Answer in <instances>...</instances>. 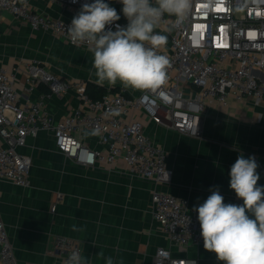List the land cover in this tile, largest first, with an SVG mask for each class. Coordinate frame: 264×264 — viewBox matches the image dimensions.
Wrapping results in <instances>:
<instances>
[{"label":"crops","instance_id":"crops-1","mask_svg":"<svg viewBox=\"0 0 264 264\" xmlns=\"http://www.w3.org/2000/svg\"><path fill=\"white\" fill-rule=\"evenodd\" d=\"M30 3L37 12L50 17H73V9L52 0ZM110 6L128 23L120 0H112ZM156 31L165 35L163 27ZM92 59L88 47H77L50 30H34L7 11L0 13V70L14 74V86L24 94L22 97H27L26 68L33 62L63 78L84 81L87 89L91 85L106 94H141V90L125 88L119 81L114 87L97 85L95 76H90ZM46 91L47 87L40 85L31 97ZM46 103L60 119L73 114L82 100L71 89L48 96ZM135 113L143 121L145 132L166 150L174 172L172 183L156 184L135 176L121 161L80 164L56 149L49 132L29 135L26 145L18 149L31 156L30 185L0 180V215L17 264H55L52 250L61 238L73 239L81 255L93 264H105L99 252L111 256L116 264H155L154 255L160 247L170 248L175 257L195 258L198 264H223L204 245L178 246L171 242L154 220L152 192L156 188L167 190L188 197L190 205L198 207L211 194L210 189L218 186L224 203L242 204L230 189L229 173L241 153L245 158L254 156L260 175L258 185H264V101L230 97L225 105L212 104L203 114L201 137L156 123L140 110ZM91 133L83 127L77 137L90 146L104 148L98 136ZM73 225L79 230L73 231ZM60 253L62 257L64 253Z\"/></svg>","mask_w":264,"mask_h":264},{"label":"built area","instance_id":"built-area-1","mask_svg":"<svg viewBox=\"0 0 264 264\" xmlns=\"http://www.w3.org/2000/svg\"><path fill=\"white\" fill-rule=\"evenodd\" d=\"M52 1L73 9V17L83 4L95 2ZM104 2L110 5L112 0ZM3 11L34 30H50L70 42L66 29L73 17L64 20L44 15L33 8L30 0H0V13ZM174 21V16L165 14L160 24L167 36V44L159 51L169 60L167 81L162 87L144 90L137 96L117 92L94 99L87 93L86 82L63 78L33 62L26 68L27 97H22L24 94L14 86V74L0 70V180L30 185L32 159L18 148L26 145L29 135L47 131L53 135L56 149L80 164L121 161L131 174L169 185L174 172L167 162V152L145 132L143 121L135 117L137 110L156 123L201 137L203 114L212 104L225 105L230 97L264 101V0H193L184 23L173 28ZM127 24L120 19L106 26V30L117 31L116 25L126 28ZM40 85L47 87V94L32 98ZM71 89L82 105L73 114L57 119L47 108L46 99ZM83 127L92 131L99 128L98 140L105 147L81 141L77 132ZM55 209L53 205L52 211ZM152 214L173 244L204 245L198 212L188 197L156 188L152 192ZM77 250L80 252L73 239H59L52 250L55 264H64ZM60 252L64 253L62 257ZM0 261L17 264L1 215ZM154 262L198 264L192 257H175L167 247L157 249Z\"/></svg>","mask_w":264,"mask_h":264},{"label":"clouds","instance_id":"clouds-1","mask_svg":"<svg viewBox=\"0 0 264 264\" xmlns=\"http://www.w3.org/2000/svg\"><path fill=\"white\" fill-rule=\"evenodd\" d=\"M73 3L76 0H72ZM122 12L128 20L117 31L106 26L120 20L116 9L104 0L85 3L67 27L70 42L79 47L87 45L92 53V71L99 86L114 87L119 81L125 88L156 90L167 81L169 60L159 51L167 44V36L156 31L165 14L174 16L172 27L180 26L188 18L193 0H120ZM171 31V28L168 29ZM92 135H100L96 128ZM254 156L241 153L230 169V189L242 204L224 203L219 188L194 210L204 248L214 252L223 264H264V185H258L260 175ZM73 231H78L76 225ZM105 264L114 259L97 254ZM64 264H89V259L73 251Z\"/></svg>","mask_w":264,"mask_h":264},{"label":"trees","instance_id":"trees-1","mask_svg":"<svg viewBox=\"0 0 264 264\" xmlns=\"http://www.w3.org/2000/svg\"><path fill=\"white\" fill-rule=\"evenodd\" d=\"M97 90L99 92H97V94L95 96H93L94 95V92L97 91ZM87 92H89V96L91 95L92 98H94V99L102 98V96H104L106 94L105 93V90H103L101 88H97L95 86H91V85L88 87Z\"/></svg>","mask_w":264,"mask_h":264},{"label":"rangeland","instance_id":"rangeland-1","mask_svg":"<svg viewBox=\"0 0 264 264\" xmlns=\"http://www.w3.org/2000/svg\"><path fill=\"white\" fill-rule=\"evenodd\" d=\"M0 264H3V263H0Z\"/></svg>","mask_w":264,"mask_h":264},{"label":"snow or ice","instance_id":"snow-or-ice-1","mask_svg":"<svg viewBox=\"0 0 264 264\" xmlns=\"http://www.w3.org/2000/svg\"><path fill=\"white\" fill-rule=\"evenodd\" d=\"M221 46H224V45H221Z\"/></svg>","mask_w":264,"mask_h":264}]
</instances>
